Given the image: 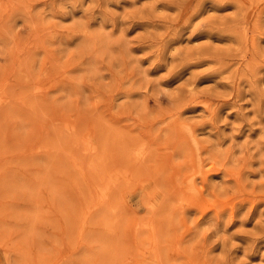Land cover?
<instances>
[{
	"label": "rangeland",
	"instance_id": "rangeland-1",
	"mask_svg": "<svg viewBox=\"0 0 264 264\" xmlns=\"http://www.w3.org/2000/svg\"><path fill=\"white\" fill-rule=\"evenodd\" d=\"M0 264H264V0H0Z\"/></svg>",
	"mask_w": 264,
	"mask_h": 264
}]
</instances>
